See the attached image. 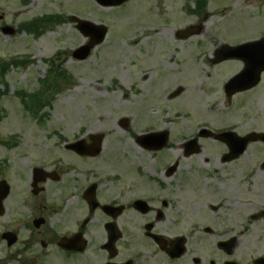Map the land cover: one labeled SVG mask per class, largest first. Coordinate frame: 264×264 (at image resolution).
<instances>
[{"label": "rangeland", "instance_id": "1", "mask_svg": "<svg viewBox=\"0 0 264 264\" xmlns=\"http://www.w3.org/2000/svg\"><path fill=\"white\" fill-rule=\"evenodd\" d=\"M197 1L130 0L111 9L91 0L64 3L65 11L109 28L106 40L83 60H76L72 52L89 39L77 34L71 23L52 25L36 36L24 32L14 43L0 40L1 57L9 58L15 49L24 56L20 65L8 63L4 75L0 72V157L2 175L11 186L0 223L20 228L22 240L9 250L11 259L1 264H85L82 257L66 258L50 244V231L60 237L76 229L82 218L83 186L127 185V170L155 164L133 142L134 133L173 126L183 131L199 124L207 104L204 100L194 104V94L203 93L213 48L249 36L253 21L264 31V0H205L196 13ZM18 2L0 0V15L10 18L12 11H26L23 20L46 11L44 5L31 13L30 7L17 9ZM199 22L204 24L200 36L186 40L176 36L178 30ZM231 64L223 62L225 66L217 69L228 68L229 74ZM181 83L186 91L170 97ZM37 94L40 97L32 101L29 96ZM122 119L130 121L129 127L122 126ZM94 133L105 135L97 157H82L66 148ZM35 166L61 175L58 182H47L46 192L39 196L32 193ZM42 209L49 221L39 233L33 217ZM91 225L101 230L100 221ZM43 241L48 242L46 248ZM4 253L1 249L0 260Z\"/></svg>", "mask_w": 264, "mask_h": 264}, {"label": "flooded vegetation", "instance_id": "2", "mask_svg": "<svg viewBox=\"0 0 264 264\" xmlns=\"http://www.w3.org/2000/svg\"><path fill=\"white\" fill-rule=\"evenodd\" d=\"M77 1L19 0L17 9L30 7L31 13L44 5L46 11L23 20L20 17L26 11H12L10 18L1 14L0 40L14 43L24 32L36 36L52 25L68 23L82 34L78 27L82 15L63 8L64 3ZM254 25L253 21L246 32L249 36L229 43L245 44L241 56L222 62L209 58L203 93L194 94L193 100L207 104L199 124L183 131H175L174 126L155 129L167 133L148 139L133 135L136 146L155 164L127 170V185L105 188L103 182H88L83 186L79 193L82 218L76 229L61 235L73 238L69 240L71 250L59 247L61 236L50 231L54 237L50 244L63 256H80L85 264H264V31ZM196 36L200 35L190 37ZM9 52L10 65H20L22 53L18 49ZM229 61L234 66L231 73L225 67L217 69ZM7 68L8 62L0 61V72ZM242 72L244 84L228 85ZM174 90L183 94L185 84ZM129 124V120L122 121L124 128ZM2 174L0 157V183ZM43 175L47 180L36 184L31 175L34 196L46 192L47 182L61 179L54 169ZM33 218H42L43 225L49 221L43 209ZM93 221H100L101 230L93 228ZM20 230L0 223V251L5 252L0 264L11 259L9 240L14 236L7 233L12 231L19 243ZM79 233L82 237L76 238ZM83 242L84 249L79 251ZM44 243L46 248L48 242Z\"/></svg>", "mask_w": 264, "mask_h": 264}, {"label": "water", "instance_id": "3", "mask_svg": "<svg viewBox=\"0 0 264 264\" xmlns=\"http://www.w3.org/2000/svg\"><path fill=\"white\" fill-rule=\"evenodd\" d=\"M125 0H112L111 2H107V1H102L103 4L105 5H111L115 4V5H120L122 4V2H124ZM82 27L84 28V32L86 34H90L91 35V41L89 44L80 47L79 49L76 50L75 52V57H77L78 59H85L87 58L90 53H91V48H93L94 46H96L97 44H100L102 41H104L106 34L108 32V28H106L105 25L101 24H95L91 21H82ZM86 29V31H85ZM91 31L90 33L88 31ZM203 30V26L201 24H199V26H189V28L184 29V30H180L178 32V35H182L183 37H189L190 34H199L201 31ZM242 49V46H238V47H230L227 44H223L222 47H220L219 49L216 50L215 52V56H218V61H222L223 59H227L230 57H234V55H239L240 51ZM263 70V69H262ZM241 78L240 76H235L234 79H232L231 82H234L235 80ZM180 93V91H177L175 93H173V96H176ZM126 121V120H124ZM156 134V133H151L149 134V136ZM90 138H92L93 140V144L92 145H87L85 140H81L78 142H75L73 144H70L67 146V148L69 149H74L76 151H78L80 154H90V155H97L102 151V146H103V141H104V136L103 134H94L91 135ZM43 171V169L41 168H35L34 170V174H35V178L37 179V182L39 181H45L46 177H41L39 179V176L41 175V172ZM39 179V180H38ZM0 211L1 213L4 212V208H3V201L7 198V196L9 195L10 192V186L7 184L6 181H3L0 184ZM40 224L37 223V226H39ZM9 235L11 236L12 233ZM15 240L13 238V240L10 241V244L13 243ZM63 247L67 246L66 243V239H63V242L60 243Z\"/></svg>", "mask_w": 264, "mask_h": 264}, {"label": "trees", "instance_id": "4", "mask_svg": "<svg viewBox=\"0 0 264 264\" xmlns=\"http://www.w3.org/2000/svg\"><path fill=\"white\" fill-rule=\"evenodd\" d=\"M37 95H38V96H37ZM37 95H35V96H29V97H30L31 100L33 101L34 98H38V97H40L39 94H37ZM36 96H37V97H36ZM35 101H36V100H35ZM35 107H38V106H35Z\"/></svg>", "mask_w": 264, "mask_h": 264}]
</instances>
